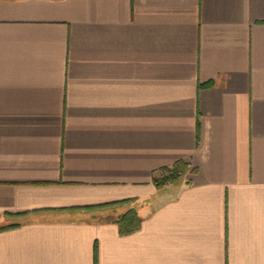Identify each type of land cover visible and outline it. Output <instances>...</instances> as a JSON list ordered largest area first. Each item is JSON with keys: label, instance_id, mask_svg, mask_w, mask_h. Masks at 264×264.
Masks as SVG:
<instances>
[{"label": "crops", "instance_id": "crops-1", "mask_svg": "<svg viewBox=\"0 0 264 264\" xmlns=\"http://www.w3.org/2000/svg\"><path fill=\"white\" fill-rule=\"evenodd\" d=\"M6 214L0 264H264V0H0Z\"/></svg>", "mask_w": 264, "mask_h": 264}, {"label": "trees", "instance_id": "trees-1", "mask_svg": "<svg viewBox=\"0 0 264 264\" xmlns=\"http://www.w3.org/2000/svg\"><path fill=\"white\" fill-rule=\"evenodd\" d=\"M177 167L182 168V165L180 162L176 163ZM177 175H168L165 179L156 181L157 185L165 184L168 182H173L177 179ZM129 200H123V201H116L108 204H104L105 206L108 205H115V204H122L127 203ZM102 205V206H104ZM101 207V206H100ZM111 221L115 223L118 227L119 233H128L140 226L141 218L138 216L135 208L127 207L122 212L113 213L112 216H110ZM4 221L0 222V229H4L7 227H13L18 225L17 221V215L14 214H6L4 217Z\"/></svg>", "mask_w": 264, "mask_h": 264}, {"label": "rangeland", "instance_id": "rangeland-1", "mask_svg": "<svg viewBox=\"0 0 264 264\" xmlns=\"http://www.w3.org/2000/svg\"><path fill=\"white\" fill-rule=\"evenodd\" d=\"M176 173L174 172V171H167V173H162V175H161V177H160V179L159 180H163V179H165L166 178V176H168V175H175ZM123 206H126V204H115V205H111V206H109L110 208H114V210L116 209V210H118L117 208H120V207H123ZM135 210H136V208H135Z\"/></svg>", "mask_w": 264, "mask_h": 264}]
</instances>
